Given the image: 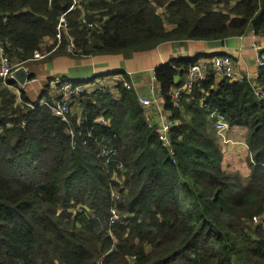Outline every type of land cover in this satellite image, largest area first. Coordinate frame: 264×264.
Returning <instances> with one entry per match:
<instances>
[{
	"label": "trees",
	"instance_id": "1",
	"mask_svg": "<svg viewBox=\"0 0 264 264\" xmlns=\"http://www.w3.org/2000/svg\"><path fill=\"white\" fill-rule=\"evenodd\" d=\"M72 2L0 0V62L2 50L26 66L46 47L50 60L264 36V0H79L60 33ZM215 55L155 69L166 117L178 121L171 148L125 71L115 73L117 96L101 83L76 96L81 111L65 119L0 81V264H264V228L253 224L264 213V66L256 82L219 81L207 69L179 102L172 96ZM214 112L247 129L249 176L223 168ZM114 207L123 222H110Z\"/></svg>",
	"mask_w": 264,
	"mask_h": 264
},
{
	"label": "crops",
	"instance_id": "2",
	"mask_svg": "<svg viewBox=\"0 0 264 264\" xmlns=\"http://www.w3.org/2000/svg\"><path fill=\"white\" fill-rule=\"evenodd\" d=\"M259 47L264 48V36H256L249 33L243 37L228 38L224 42L219 40L169 41L152 50L141 52L131 51L115 55L84 58L70 55V58H67L65 56L68 55H58L50 60L46 58L31 60L25 68L35 78L28 81L25 91L30 101L35 102L39 99L42 100V97L47 92H50L54 97L52 94L53 89L47 88L45 93L43 89H45L49 81L52 82L60 78L75 82H77L76 80L83 82L97 80L102 81V83L109 82L111 85H115V81L119 78L115 73L121 70L127 73L132 87L140 98L157 99L159 96V85L154 80L155 69L173 58L193 57L199 53L231 55L236 60V71L239 78L246 76L256 82L259 67L255 56L259 51ZM54 51L51 50V54H54ZM204 60L202 59V61ZM202 64L203 62L200 65ZM60 69H66L69 74L60 72ZM217 79L220 81L223 77L219 76ZM154 84L157 89L152 93L150 87ZM77 111L80 113L81 109L78 108ZM246 133L247 129L245 127H230L228 137L231 142L222 146L224 154L223 168L229 172L239 171L243 176H249L251 173L248 162L249 148L246 142Z\"/></svg>",
	"mask_w": 264,
	"mask_h": 264
},
{
	"label": "built area",
	"instance_id": "3",
	"mask_svg": "<svg viewBox=\"0 0 264 264\" xmlns=\"http://www.w3.org/2000/svg\"><path fill=\"white\" fill-rule=\"evenodd\" d=\"M79 5V0H73L72 5L70 8L65 12L59 19L58 22V30L61 33L62 30L68 29V21L66 19V14L68 12H71L77 8ZM163 11V8L159 9V12ZM58 45L61 44V35H58ZM261 47H259L260 49ZM69 51L75 50V45L70 42L68 45ZM51 52H45V51H37L34 55V58L32 60H41L46 58L48 55H50ZM256 61L258 66H264V55L260 53V51L256 55ZM212 63L215 64L217 67L216 73L223 77H227L230 80H240L239 76H237L236 66L234 58L229 55L224 54H216L213 59ZM19 65H13L9 59L8 56H6L5 52L1 51V62H0V81L3 80V83L7 84L8 79H10L17 69H19L22 66ZM203 66L200 64H196L192 67L190 74H189V81L184 85L186 89H191L193 87L194 82L201 77ZM242 79V78H241ZM102 81H87L84 83L76 84L70 80H66L64 78L56 79L52 82H50V85L48 88H50L53 95L58 96L59 98L54 103H49L45 100H41L42 104H46L49 107L53 109V112L55 115L65 118L66 114L71 110L73 100L76 96L81 95L85 93L86 91H92L96 88L102 90L103 87L101 86ZM125 85L127 88H130L131 85L128 82H125ZM151 92L154 93L157 89V86L155 87L152 85ZM182 89H176L173 91V97L175 101H179L180 99V92ZM158 93L159 96L157 99H150L147 97H142L141 102L144 104V106L148 108L154 107L156 111L160 112L163 109V105L165 103V98L162 94L161 88L158 87ZM147 121L149 122V125H154L157 127V131L160 135V139L163 141V144L165 147L171 148V141L169 140L170 132L172 127L175 125L174 122L168 120L164 114L161 115L160 120L154 119L151 117V113H147L146 115ZM230 128V125L228 122L223 118L219 117L216 122V131L223 142V144H228L231 142V139L228 137V130ZM171 152L173 153V150L171 149ZM114 196V195H113ZM117 199H121L120 195H116ZM117 221L123 222V219L119 216L117 211L114 209L110 218L111 223H115ZM253 222L255 225H261L264 228V213L261 216H254Z\"/></svg>",
	"mask_w": 264,
	"mask_h": 264
},
{
	"label": "rangeland",
	"instance_id": "4",
	"mask_svg": "<svg viewBox=\"0 0 264 264\" xmlns=\"http://www.w3.org/2000/svg\"><path fill=\"white\" fill-rule=\"evenodd\" d=\"M46 47V46H45ZM43 51H45V52H51V51H49L48 49H44ZM49 56V55H48ZM47 56V57H48ZM65 57H67V58H70V56L68 55V56H65ZM234 61H235V66H236V60L234 59ZM207 63V62H206ZM205 63V64H206ZM211 68H213V70L215 69L216 71H217V67L215 66V64L214 63H212V65H210L209 63L207 64V68H206V66L204 65L203 66V69H202V73H201V77L200 78H203L204 76H205V70H207V69H211ZM192 69V68H191ZM191 69H190V71H191ZM237 69V68H236ZM214 70V71H215ZM216 71H215V76L216 77H219V76H221V75H219L218 73H216ZM60 72H66V69H60ZM66 74H69V72H66ZM189 74H190V72L188 73V78H187V81L183 84V86L182 87H180V88H178V89H182V90H184V89H186L185 87H184V85L189 81ZM221 77H223V76H221ZM199 78V79H200ZM223 78H227V77H223ZM198 80V79H197ZM196 80V81H197ZM230 80V79H229ZM196 81L194 82V84L196 83ZM8 82H9V79H8ZM125 84V83H124ZM194 84H193V86H194ZM106 85H108L109 86V91L114 95V96H117L118 95V91L116 90V88H115V85L113 84V85H111V83H109V82H106ZM154 86H156L155 84H154ZM46 89L47 88H45V89H43V92L45 93L46 92ZM192 89V88H191ZM191 89H187L188 91H191ZM19 90V89H18ZM26 88H24V92H25V94H26ZM27 90H28V88H27ZM181 90V91H182ZM15 92L17 93V94H20L21 93V90H19V91H16L15 90ZM49 93V95L50 96H52L51 95V93L50 92H48ZM45 95H46V93L44 94V96L42 97V100H45V101H47L46 100V97H45ZM26 96H27V94H26ZM55 97H56V99H54V101L52 102V103H54L59 97L58 96H56V95H54ZM172 96H173V94H172ZM28 97V96H27ZM53 97V96H52ZM180 97H181V95H180ZM148 98V97H147ZM173 100L175 101V99H174V97H173ZM139 101H140V103H141V105L145 108V110H146V115H147V113H151V117H153L154 119H157V120H160V118H161V115L162 114H164V116L166 117V116H170L171 115V112H169V111H167V110H165V103H164V105H163V109H162V111H160V112H158V111H156L155 110V108L154 107H152V108H148V107H146V106H144V104H142V102H141V98L139 97ZM179 101H180V99H179ZM178 101V102H179ZM48 102V101H47ZM175 102H177V101H175ZM50 103V102H49ZM75 105L73 106V109H72V111L73 110H75ZM80 107V106H79ZM51 108V107H50ZM52 109V108H51ZM52 111H53V109H52ZM71 111V110H70ZM69 111V112H70ZM68 112V113H69ZM54 113V112H53ZM67 113V114H68ZM78 113V111H77V109L75 110V112H74V114H77ZM67 114H66V116H67ZM60 117V116H59ZM211 117H217L216 119L218 120V118L219 117H223L222 115H220L219 113H217V112H214L212 115H211ZM61 118H63V117H61ZM66 118V117H65ZM65 118H63V119H65ZM167 119H168V117H166ZM171 121V120H170ZM173 122V121H172ZM175 124H177L178 123V121H176V122H174ZM8 126H10V124H8ZM232 127V126H231ZM229 131V130H228ZM228 133V132H227ZM216 134H217V131H216ZM217 137H218V140L220 141V144L223 146V142L221 141V139L219 138V136H218V134H217ZM116 195H120L119 193H115L114 194V197H115V199L117 200V201H120L121 199H117L116 198ZM116 210L117 211V213L119 214V216L122 214L121 212H119V210H117V208L116 207H114L112 210H111V215H112V212H113V210ZM253 224H254V222H253ZM255 225V224H254Z\"/></svg>",
	"mask_w": 264,
	"mask_h": 264
},
{
	"label": "water",
	"instance_id": "5",
	"mask_svg": "<svg viewBox=\"0 0 264 264\" xmlns=\"http://www.w3.org/2000/svg\"><path fill=\"white\" fill-rule=\"evenodd\" d=\"M252 34H254L252 32ZM264 48H260L259 51L261 53V51ZM258 51V52H259ZM257 52V53H258ZM263 54V53H262ZM257 55V54H256ZM264 55V54H263ZM256 58V56H255ZM257 62V61H256ZM33 77V74H31L27 68H25V66L20 67L19 69H17L16 71H14L12 77L9 79V83L13 84L14 82H17L19 84L20 87L25 88V86L27 85L28 81L31 80V78ZM178 79V77H177Z\"/></svg>",
	"mask_w": 264,
	"mask_h": 264
},
{
	"label": "bare ground",
	"instance_id": "6",
	"mask_svg": "<svg viewBox=\"0 0 264 264\" xmlns=\"http://www.w3.org/2000/svg\"><path fill=\"white\" fill-rule=\"evenodd\" d=\"M19 67V66H18ZM237 76H238V74H237ZM156 87V86H155ZM46 88V87H45Z\"/></svg>",
	"mask_w": 264,
	"mask_h": 264
}]
</instances>
